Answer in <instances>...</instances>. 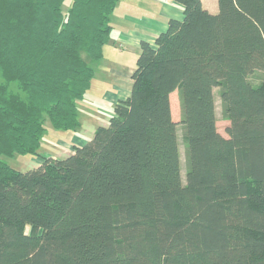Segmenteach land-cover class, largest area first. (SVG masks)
Returning <instances> with one entry per match:
<instances>
[{"label": "trees", "instance_id": "trees-1", "mask_svg": "<svg viewBox=\"0 0 264 264\" xmlns=\"http://www.w3.org/2000/svg\"><path fill=\"white\" fill-rule=\"evenodd\" d=\"M176 1L108 124L19 171L2 156L35 154L46 118L80 127L118 0H0V264H264V0Z\"/></svg>", "mask_w": 264, "mask_h": 264}, {"label": "crops", "instance_id": "crops-1", "mask_svg": "<svg viewBox=\"0 0 264 264\" xmlns=\"http://www.w3.org/2000/svg\"><path fill=\"white\" fill-rule=\"evenodd\" d=\"M201 2L203 7L209 12L215 13L218 11L217 0H201ZM169 18H183L182 4L176 0H118L110 16L112 24L111 39L103 47L102 59L95 64V73L101 72L106 80L109 79V75L116 76L114 83L110 84V86L109 84L107 85L112 87L113 91L105 94L108 96L106 98L112 97L113 104L116 100L123 99L129 95L131 86L130 75L133 68L127 65L132 64L135 57L137 58L140 41L146 40L153 43L156 36L166 30ZM112 60L117 61V63ZM106 74L108 75L107 77ZM124 77L128 78L127 84L118 86L117 83L124 82ZM110 93H112V96ZM94 116L87 114L90 119ZM96 127L90 125V122L86 125L82 123L79 128L81 130L80 133H77L78 130H76L73 132V137L64 140L57 136L56 139H60L64 143L69 142V147L82 145L89 139L90 135H93ZM59 142L56 145L57 151L60 147L59 145L63 144ZM69 153L60 154L58 151L57 154H52L51 156L53 158H61ZM40 162V160H37L36 166Z\"/></svg>", "mask_w": 264, "mask_h": 264}, {"label": "rangeland", "instance_id": "rangeland-1", "mask_svg": "<svg viewBox=\"0 0 264 264\" xmlns=\"http://www.w3.org/2000/svg\"><path fill=\"white\" fill-rule=\"evenodd\" d=\"M72 0H64L62 3V10L66 11ZM108 58H110L108 56ZM113 59H115L113 57ZM114 63H117V61L112 60ZM135 61L136 57L132 64H129L127 66L134 69L135 67ZM98 62V61H97ZM97 62H91L92 65L95 67V64ZM106 69V68H105ZM261 72H257L256 74L251 76V79L253 81H259L261 79ZM108 75L106 74V77ZM95 77V78H94ZM94 77L92 79L91 85L89 89L84 94L83 98L77 101L78 106V117L80 120V127L83 123V125H86L90 122V125L96 127L99 125H106L108 124V119L110 115L113 112V104L111 98H106L105 94H108L109 92H112V87H109L110 84L114 83V78H116L115 75H109V79L103 78V75L101 72H97L94 74ZM124 82L117 83V85L125 86L127 84L128 78L124 77ZM109 84V86H107ZM11 88L16 89L15 85L13 84ZM214 96H215V105H216V126L217 130L223 135L227 136L226 133V127L229 125V121L227 119H224L221 114V104H220V96H219V89L218 87H214L213 89ZM112 96V93H110ZM106 98V99H104ZM170 98V109H171V116L174 121H176L179 125L180 121V106H179V98L177 91H173L169 95ZM87 114L90 116L95 115L90 119V117H87ZM51 122L49 121V118H46L45 124L47 126V131L44 132V134L41 137L40 146L37 150V152L34 154L31 153H14L13 155H3L2 159L6 161L11 167H13L16 170L19 171H27L32 168H34L37 164V160H40L42 163L43 159L45 157H51L52 154H57L58 151L60 154L63 153H69L72 151L73 145L69 147V142L64 143L60 139H67L69 137H73V132L71 131H65V130H54L51 127ZM79 127V128H80ZM77 129L80 133L81 130ZM59 137L60 139H56V137ZM89 139L91 138L88 137ZM178 138H179V149H180V160H181V167H182V176L184 178V146L182 142L181 137V130L178 126ZM88 139V140H89ZM61 142L63 144H58L60 147L57 151V142ZM59 142V143H60Z\"/></svg>", "mask_w": 264, "mask_h": 264}]
</instances>
